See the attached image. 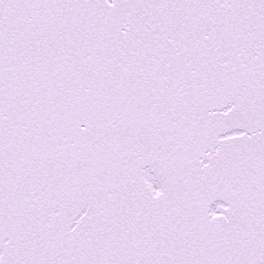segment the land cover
Listing matches in <instances>:
<instances>
[{"label":"snow or ice","instance_id":"6c2138e0","mask_svg":"<svg viewBox=\"0 0 264 264\" xmlns=\"http://www.w3.org/2000/svg\"><path fill=\"white\" fill-rule=\"evenodd\" d=\"M0 264H264V0H0Z\"/></svg>","mask_w":264,"mask_h":264}]
</instances>
